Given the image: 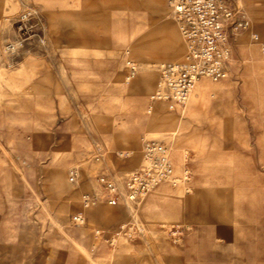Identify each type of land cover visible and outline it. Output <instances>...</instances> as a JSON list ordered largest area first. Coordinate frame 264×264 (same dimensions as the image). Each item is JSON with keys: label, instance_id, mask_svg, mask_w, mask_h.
<instances>
[{"label": "rangeland", "instance_id": "374dc122", "mask_svg": "<svg viewBox=\"0 0 264 264\" xmlns=\"http://www.w3.org/2000/svg\"><path fill=\"white\" fill-rule=\"evenodd\" d=\"M160 2L0 0V264H188L187 248L196 254L209 227L210 249L222 264H264V171L246 167L258 137L264 145V51L243 34L232 46L227 77L204 78L211 86L206 103L193 104V92L177 113L150 103L160 64L184 51L168 1ZM237 2L264 41L257 26L264 0ZM28 7L40 15L44 44L7 54L3 47ZM164 31L175 42L167 57L152 58ZM126 50L137 65L130 78ZM149 139L168 145L176 176L186 164L188 181L107 204L97 177H112L124 192ZM91 193L96 202L82 207ZM251 198L259 202H246ZM233 206H252L255 217L235 223ZM79 211L83 223L72 219ZM202 211L218 221H201ZM220 227L230 236L216 234ZM245 230L254 231L245 237ZM192 263L201 261L195 256Z\"/></svg>", "mask_w": 264, "mask_h": 264}, {"label": "built area", "instance_id": "2783aa9c", "mask_svg": "<svg viewBox=\"0 0 264 264\" xmlns=\"http://www.w3.org/2000/svg\"><path fill=\"white\" fill-rule=\"evenodd\" d=\"M183 42L180 60L163 62L159 76L149 99L150 103L163 102L168 111L180 112L185 107L196 83L207 78L219 81L227 77L232 57V46L239 37L249 33L250 39L264 51V41L251 31L250 19L237 0H167ZM15 35L3 50L16 54L27 44H44L41 19L33 7L22 10L15 21ZM125 75L132 77L137 71L135 61L125 51ZM151 104L148 105V111ZM76 169L69 170L73 179ZM189 172L184 164L181 176H176L170 157V148L161 140L149 139L142 143L139 166L124 181V192L112 177L100 174L97 182L104 191V201L116 206L123 198L133 201L154 190L162 183L175 185L179 180L188 181ZM94 193L82 196V207L94 204ZM72 219L83 223V213L77 212Z\"/></svg>", "mask_w": 264, "mask_h": 264}, {"label": "crops", "instance_id": "0c3cea01", "mask_svg": "<svg viewBox=\"0 0 264 264\" xmlns=\"http://www.w3.org/2000/svg\"><path fill=\"white\" fill-rule=\"evenodd\" d=\"M154 1L157 4L161 3L160 0H154ZM117 14H118L117 17L119 20L122 21V24L123 23L127 24L125 16L120 17L119 12ZM132 24H133V19L129 20V23L127 25L133 26ZM257 26H258L259 30L261 31V33L264 35V23L262 21L261 22L257 21ZM239 38L237 40H239ZM170 41H172L171 43L175 42V35L170 31H164L162 41L157 42L156 44L153 45V47L150 51L151 57L152 58L167 57L168 52H169L168 50L170 48H172ZM174 49H175V47H174ZM140 53L141 52L138 48L134 49V54L136 56H139ZM260 60L262 62H264V57H262ZM210 87H211L210 84L204 78L200 79L196 83V85L192 91L193 92V104L206 103L207 102L206 94H207V91L209 90ZM251 94H252V92L250 90L247 91V101H248V104L250 106L253 105V99H252ZM259 98L262 100L261 101V103H262L261 107H263L262 111L264 112V95L259 96ZM259 98H258V100H259ZM158 123L164 124L165 120L159 119ZM250 154L252 155V157H255V160H252V162L250 164L246 165L247 169H249V170H259L260 169V170L264 171V145H263L262 140L259 137L256 139L254 148L250 150ZM262 177H263L262 179L264 180V174ZM198 178L200 180H207L202 175H199V174H198ZM263 185H264V182H263L262 186ZM236 197L237 196H235V195L232 196V203H235V204L238 203ZM248 197H249V195H248ZM246 202H249V203L257 202L258 203L259 201L255 200V199L252 200V198H251V200L247 199ZM261 203H264L263 198L261 200ZM240 210L238 209L237 206H235V207L233 206V208L230 212V216L233 217V221L235 223H238L239 218L241 219V223H242L243 219L255 217L254 209L252 206L251 207L249 206V208L245 212H243L244 210L243 211L242 210L240 211ZM249 212H250V214H249ZM169 213H170V215L176 214L175 211H170ZM200 216H201V221H203L205 223H209V222H213L214 220H217L216 219L217 217H214L213 214H211L208 211H202L200 213ZM247 231L252 233L254 230H245V232H243L245 237L247 236ZM215 232H216V234H220V235H222L223 232H227L228 234L230 233L229 229H225V228H221V227L216 229ZM262 233H264V230H262ZM212 234H213L212 228L209 227V228H207V230H205V232L202 234V236L199 239V251L196 254L193 252V250L191 248H187L186 254H187L188 260H189L188 264H194V263H192V261H193L195 256L198 257V259L201 261V264H222V257L220 255V253L210 249V240H211ZM229 236H230V234H229ZM235 240L237 242H239L240 239L236 238ZM247 240L249 241V239H247ZM241 241H243V239ZM248 245H249V242H248ZM263 245H264V243H263ZM262 261L264 262V259H262Z\"/></svg>", "mask_w": 264, "mask_h": 264}, {"label": "bare ground", "instance_id": "6f19581e", "mask_svg": "<svg viewBox=\"0 0 264 264\" xmlns=\"http://www.w3.org/2000/svg\"><path fill=\"white\" fill-rule=\"evenodd\" d=\"M195 87V86H194ZM194 89V88H193ZM193 89H192V91H193ZM192 91L190 92V95L192 94ZM190 95H189V97H190ZM122 201H125V202H127L128 201V199H126V198H123V200Z\"/></svg>", "mask_w": 264, "mask_h": 264}]
</instances>
